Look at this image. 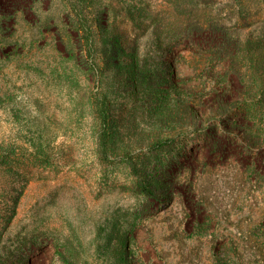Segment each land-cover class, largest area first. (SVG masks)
Instances as JSON below:
<instances>
[{
    "label": "rangeland",
    "instance_id": "obj_1",
    "mask_svg": "<svg viewBox=\"0 0 264 264\" xmlns=\"http://www.w3.org/2000/svg\"><path fill=\"white\" fill-rule=\"evenodd\" d=\"M86 5L76 60L68 1L0 0V264H264V0Z\"/></svg>",
    "mask_w": 264,
    "mask_h": 264
},
{
    "label": "trees",
    "instance_id": "obj_2",
    "mask_svg": "<svg viewBox=\"0 0 264 264\" xmlns=\"http://www.w3.org/2000/svg\"><path fill=\"white\" fill-rule=\"evenodd\" d=\"M69 2L70 6L75 11V23L77 25V33L76 40L77 43L81 41V39H85V45L86 49L84 48H75L73 49V56L76 60H80L81 57H83L84 52H95L97 51V39L99 37V31H97V24L95 21H91L88 15L86 14V8L87 3L90 0H66ZM68 39H71L70 36L66 37ZM260 41V40H258ZM259 44V43H258ZM89 70L95 73L96 77H98L101 80V77L106 74L107 67L105 65L101 64V62L97 61V59H93L92 62L89 64ZM63 71L66 73L67 77L75 76V73L72 69L69 68V65L63 69ZM73 76V77H74ZM68 77V78H69ZM247 82H243V84H246ZM169 87H177L176 83H169ZM259 90L262 93L256 94L252 99L247 100L246 98H237L235 107L236 109H242L250 111L252 109L260 110L264 108V82L260 83ZM90 101L92 103V106L94 108V114L95 117L99 123L100 131L99 135L97 137V146H98V152L101 156V160H107L109 157V150L110 146L114 140V134L112 131V102L109 97V95L104 91H97L96 93H93L90 96ZM235 104V105H236ZM189 108H193V106H190ZM158 142L162 143V140H159ZM140 189L141 192L150 197V198H156L157 193L152 188V186L147 183H140ZM63 260L67 264H76L75 261L71 258L63 256Z\"/></svg>",
    "mask_w": 264,
    "mask_h": 264
}]
</instances>
